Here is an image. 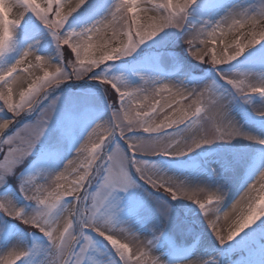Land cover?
Here are the masks:
<instances>
[{"label": "snow or ice", "instance_id": "1", "mask_svg": "<svg viewBox=\"0 0 264 264\" xmlns=\"http://www.w3.org/2000/svg\"><path fill=\"white\" fill-rule=\"evenodd\" d=\"M85 3L87 0H79L75 5L69 0H0V56L10 49L15 29L29 12L51 31L61 49L60 63L54 64L48 58L26 50L15 65L0 72V114H4L0 136H6L0 143L7 145L6 150L0 148V186L5 185L9 177L20 175L21 165L34 154L36 160L33 163H52L61 156L63 142L71 136L72 128L63 126L59 134L52 129L58 98L49 101L51 92L61 84L69 79H99L113 105L112 119L97 124L91 130L78 148L76 159H69L62 171H44L39 177L20 179V192L27 200L36 202L37 210L26 213L24 208L6 196L0 198V211L43 233L56 252V264H83L93 246L92 237L86 234L88 231L97 233L111 245L115 257L109 264H164L153 251L155 242L165 235L163 230L159 233L153 230L152 238L141 241L134 229L115 223L119 209L111 199L112 193L117 188L127 190L136 186L130 175V169L134 167L139 178L157 192L167 193L172 199L182 198L197 203L221 246L233 241L264 218V174L231 205L236 219L225 234L218 227L224 199L219 190L189 188L157 174L149 163L137 158L161 154L182 156L202 144L245 135L228 119L227 100L214 92L215 85L209 83L190 89L182 84L145 80L142 85L131 87L119 83L118 78L94 75L107 63L131 55L140 45L161 36L167 29L184 31L190 9L197 0H162L160 3H155V0H117L110 14L96 24L82 31L65 32L69 18ZM17 7L23 11L12 18ZM188 27L190 30L185 32V43L191 56L219 70L264 42V11L255 14L230 11L215 23L205 21ZM228 35L231 39L227 38ZM39 72L42 75L36 74ZM219 74L243 98L264 96V82H253L243 73L225 74L221 71ZM21 76L28 81V86L15 101L14 86ZM150 96L154 103L147 106L150 110L145 111L146 105L141 101H147ZM7 113H11V117ZM33 113H36L34 120L22 122ZM160 113L166 115L162 122L156 123ZM259 114L264 115V111ZM193 125L199 126L198 134L190 140L177 139L183 133L182 128ZM209 127L214 129L211 135ZM137 131L149 134L150 138H132L130 134ZM166 132L167 135H159ZM117 136L127 145V152L119 146L109 151V142ZM246 138L253 139L251 136ZM71 176L75 178L70 179ZM93 185H98L96 191L91 190ZM69 197L72 202L57 215L61 202ZM160 209L165 216L169 214L167 203H161ZM137 211L130 208L132 215ZM228 216V212H223L224 219ZM259 227L264 231V223ZM126 231L133 237L138 256L134 257L129 243L121 242ZM26 255V251L13 246L0 255V264H17ZM210 259L220 264L217 258ZM186 264H208V261L189 260Z\"/></svg>", "mask_w": 264, "mask_h": 264}, {"label": "rangeland", "instance_id": "2", "mask_svg": "<svg viewBox=\"0 0 264 264\" xmlns=\"http://www.w3.org/2000/svg\"><path fill=\"white\" fill-rule=\"evenodd\" d=\"M78 2L79 0H69L72 5ZM160 2L162 0H155V3ZM116 3L117 0H87V3L69 18L65 32L82 31L91 27L107 17ZM21 11L23 9L17 7L12 18ZM230 11L259 13L264 11V0H197L190 9L188 25H200L205 21L215 23ZM151 14L153 13L147 15ZM188 25L184 31L176 28L167 29L161 36L140 45L131 55L107 63L94 75L118 78L119 83L131 87L140 86L145 80L182 84L190 89L204 87L209 83L215 85L214 92L227 100L228 119L245 135L232 140L202 144L182 156L161 154L141 155L137 158L149 163L157 174H162L189 188L219 190L224 199L221 202L222 212L218 227L226 234L236 219L232 214L231 205L261 174H264V143L260 142L264 141V115L259 114L264 111V96L241 97L231 85L221 79L219 73L221 71L225 74L243 73L253 82H264V42L248 49L237 60L221 66L218 70L210 64L200 63L191 56L185 43V32L190 30ZM227 38L231 39V35ZM26 50L46 57L54 64L61 62V49L56 38L30 12L15 29L10 49L0 56V72L15 65ZM217 51H220L219 45ZM36 74L42 75V72ZM27 86V80L23 84H19L18 80L13 92L15 101L19 100V93ZM163 95L167 96V93ZM52 99H57L56 111L51 122L52 129L59 134L63 126L72 128L71 136L63 142L61 156L52 163H33L36 160L34 154L21 165L18 170L20 175L9 177L7 183L0 186V198L11 197L18 207L25 209L26 213L37 210L39 206L36 202L27 200L20 192V179L26 176L39 177L44 171L57 173L62 171L69 159H76L78 148L87 139L91 130L97 124L112 119V101L105 85L99 79L91 77L82 80L69 79L51 92L49 101ZM141 103L146 105L144 110L147 111L150 110L147 106L154 103V100L150 96L147 101ZM3 115L0 114V122ZM11 115L7 113L8 117ZM165 115L166 113H160L155 122H162ZM35 116L36 113H33L22 122L32 121ZM198 128V125L182 128L183 133L177 139L190 140L198 134ZM213 132L214 129L209 127L208 133L211 135ZM167 134L168 132L159 135ZM130 136L139 139L150 138L149 134L140 131ZM247 136L253 139H248ZM4 139L6 136H0V141ZM117 146L125 152L128 150L127 145L118 136L109 142V151H114ZM0 148L6 150L7 145L0 143ZM130 175L136 186L128 187L127 190L117 188L112 193L111 199L117 203L119 209L115 223L117 226L124 224L122 227L129 226L134 229L140 235L141 241L152 238L153 230L156 233L163 230L165 235L155 242L153 251L164 264H186L189 260H207L208 264H215L211 257L217 258L220 264H225V261L227 264H264V231L259 227L264 223V218L245 229L233 241L221 246L197 203L182 198L172 199L167 193L157 192L139 178L134 167L130 169ZM259 187L257 183V190ZM97 188L98 185H93L91 190L96 191ZM71 202V197L62 201L56 214H61ZM161 203H167L170 207L167 216L161 212ZM130 208L138 210L137 214L132 215ZM223 212L229 213L227 219L223 218ZM86 234L92 237L93 246L88 250L83 264H109L115 257L111 245L93 231ZM124 237L121 242L129 243L134 257L138 256L136 244L132 243V235L126 231ZM13 246L28 253L17 264H56V252L43 233L30 229L0 211V255Z\"/></svg>", "mask_w": 264, "mask_h": 264}, {"label": "bare ground", "instance_id": "3", "mask_svg": "<svg viewBox=\"0 0 264 264\" xmlns=\"http://www.w3.org/2000/svg\"><path fill=\"white\" fill-rule=\"evenodd\" d=\"M24 82H26L25 79H23V78L19 79V84H23ZM232 218H234V217H232Z\"/></svg>", "mask_w": 264, "mask_h": 264}]
</instances>
